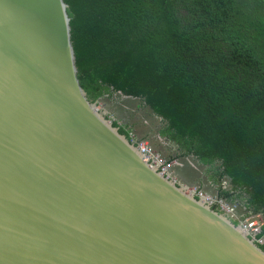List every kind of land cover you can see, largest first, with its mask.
<instances>
[{"label": "water", "instance_id": "1", "mask_svg": "<svg viewBox=\"0 0 264 264\" xmlns=\"http://www.w3.org/2000/svg\"><path fill=\"white\" fill-rule=\"evenodd\" d=\"M98 104L79 85L63 1L0 0V264H264Z\"/></svg>", "mask_w": 264, "mask_h": 264}, {"label": "trees", "instance_id": "2", "mask_svg": "<svg viewBox=\"0 0 264 264\" xmlns=\"http://www.w3.org/2000/svg\"><path fill=\"white\" fill-rule=\"evenodd\" d=\"M62 1L87 99L142 101L180 149L170 159L211 165L218 199L264 222V0Z\"/></svg>", "mask_w": 264, "mask_h": 264}, {"label": "rangeland", "instance_id": "3", "mask_svg": "<svg viewBox=\"0 0 264 264\" xmlns=\"http://www.w3.org/2000/svg\"><path fill=\"white\" fill-rule=\"evenodd\" d=\"M101 112L112 122H119L120 125H129L131 134L141 138L162 158L171 162L172 177L181 181L188 187V191L196 190L202 193L208 200L212 201L218 207L223 206L227 211L226 214L235 213L239 221H255L256 224H264L260 212L252 213L245 210L243 200L235 199L233 202H226L217 199L218 185L211 179V165L199 162L195 157L189 155L185 157H176L170 159L180 152L178 145L174 142L167 141L165 138L158 136L157 129L161 124L160 118H156L149 108L144 106L143 102L138 99L124 97L121 94L106 96L98 102ZM222 188L231 190V186L226 178L222 179ZM221 201V202H220ZM220 205V206H219ZM233 210V211H232Z\"/></svg>", "mask_w": 264, "mask_h": 264}, {"label": "built area", "instance_id": "4", "mask_svg": "<svg viewBox=\"0 0 264 264\" xmlns=\"http://www.w3.org/2000/svg\"><path fill=\"white\" fill-rule=\"evenodd\" d=\"M127 137L136 145L139 153L141 154L142 159H144L146 162H148L149 165L153 166V168L157 169L161 173L172 176V172L170 169L172 161H168L167 159L165 160L164 158H162L161 155L154 151L146 141L137 138L135 135L131 134V131L128 132ZM199 194L201 193L199 192ZM203 197L206 199L207 202L213 204V202L208 200V198H206L204 195ZM219 208H221L227 213L223 206H220ZM234 214L235 213L233 212V214L229 215V217L234 221H238L239 219L236 218ZM263 225L264 224L259 225L256 224L255 221H248L245 219L242 222L239 221V226L242 228V230L247 234L249 238H251L258 245H262L264 243V235L258 237V235L261 233Z\"/></svg>", "mask_w": 264, "mask_h": 264}, {"label": "flooded vegetation", "instance_id": "5", "mask_svg": "<svg viewBox=\"0 0 264 264\" xmlns=\"http://www.w3.org/2000/svg\"><path fill=\"white\" fill-rule=\"evenodd\" d=\"M218 193V192H217ZM218 195V194H217ZM217 195H216V197H217ZM218 198V197H217ZM237 199H239V198H237ZM227 202V201H226Z\"/></svg>", "mask_w": 264, "mask_h": 264}]
</instances>
